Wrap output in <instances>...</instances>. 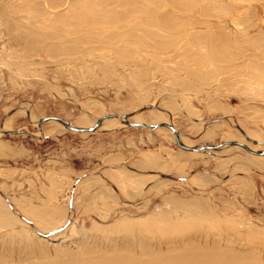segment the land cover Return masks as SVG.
<instances>
[{
	"label": "rangeland",
	"instance_id": "obj_1",
	"mask_svg": "<svg viewBox=\"0 0 264 264\" xmlns=\"http://www.w3.org/2000/svg\"><path fill=\"white\" fill-rule=\"evenodd\" d=\"M69 1L0 0V129L40 137L43 118L91 128L93 119L129 115L132 123L171 124L187 147L236 142L264 150L263 80L241 67L196 81L190 47L182 45L187 34L167 50L135 47L123 56L111 48L70 54L23 44L18 24L38 25L34 4L61 12L56 23L64 26ZM192 1L180 17L207 22L246 55L264 56V0ZM107 3L115 13L128 7ZM162 3L157 16L172 7ZM247 37L260 41L252 48ZM114 125L82 134L50 121L41 126L44 139L0 135V261L23 262L10 255L21 246L17 239L52 255L95 239L105 246L122 240L129 225L154 241L203 235V242L220 239L223 247L264 256V157L240 146L186 152L168 129Z\"/></svg>",
	"mask_w": 264,
	"mask_h": 264
},
{
	"label": "bare ground",
	"instance_id": "obj_2",
	"mask_svg": "<svg viewBox=\"0 0 264 264\" xmlns=\"http://www.w3.org/2000/svg\"><path fill=\"white\" fill-rule=\"evenodd\" d=\"M116 1L128 7L122 12L115 13L108 10L112 3H107V0H98V5L102 6L100 10H95L91 6L92 3L87 0L86 2L70 0L67 15L64 16L67 21L64 26L56 23L59 19L62 21L61 12L50 10L44 12L43 5L36 3L33 5L36 13L33 19L38 25L19 23L18 27L22 30L19 36L25 45L38 44L48 49H61L62 53L71 54L80 48L89 51L95 47L111 48L123 56L126 50L135 47L145 46L153 51L167 50L174 45L178 36L187 34V39L182 45L185 43V47H190L185 50V55L192 58L196 66L194 71L196 81L206 80L226 70L236 71L241 67H247L252 71L251 79L264 82V56L246 55V51L238 45L237 40H232L222 32L210 30L211 25L207 22L191 17L185 20L177 14V11H192L194 7L192 0H170L171 9L164 11L161 16H157V13L163 8L162 0H153L152 4L148 3L151 0ZM197 2L200 3L202 0ZM56 7L48 6L49 9ZM203 10L205 9L201 8L199 11L202 17ZM195 25L204 26L205 31L192 32ZM162 35L170 36L171 40H163ZM144 38L149 41L144 42ZM245 41L255 48L260 40L247 37ZM111 119L113 120H106L103 123L124 125L120 119ZM91 123L95 124L96 120L93 119ZM0 131L4 132L2 129ZM259 166L264 170V162ZM125 230L122 240H111L106 246L95 239L90 246L81 245L75 251L64 248L59 254L52 255L29 244L25 238L17 239L21 246L17 250H12L10 255L22 258L20 260L23 262L11 264H264V256H253L230 247H223L218 237H215L217 240L211 239L209 242L202 241L205 237L203 235L161 242L152 240L153 237L130 232L133 230L130 225ZM0 264L9 263L0 261Z\"/></svg>",
	"mask_w": 264,
	"mask_h": 264
},
{
	"label": "water",
	"instance_id": "obj_3",
	"mask_svg": "<svg viewBox=\"0 0 264 264\" xmlns=\"http://www.w3.org/2000/svg\"><path fill=\"white\" fill-rule=\"evenodd\" d=\"M111 118H117L123 121V124L125 127L128 128H143V129H149V130H156V129H160V128H164V129H168L171 131V133L173 134L175 141L177 143V145L184 151L186 152H191V153H209L211 151H216L219 150L222 147H228V146H240L242 147L244 150H246L250 155L253 156H259V157H264V150H260V151H252L250 149H248L247 147L241 145L240 143H226L222 146H198V147H187L185 145H183L180 141H179V133L173 128V126L171 124H166V123H162V124H158V125H145V124H141V123H132L129 122V115H111V116H106L104 118H101L99 120L96 121V123L94 124L93 127L91 128H78L75 126H72L69 122L64 121L62 119H58V118H54V117H49V118H43L40 119L37 123V127H38V131L40 132V137L27 133V132H1L0 131V135L5 136V135H27L29 137L35 138V139H44L45 136L42 134L41 131V126L47 122L50 121H54L56 123H58L65 131L68 132H75V133H92V132H96L98 127L105 121Z\"/></svg>",
	"mask_w": 264,
	"mask_h": 264
}]
</instances>
